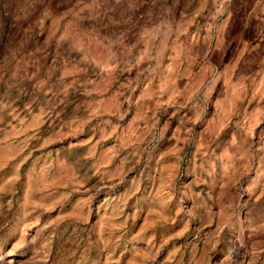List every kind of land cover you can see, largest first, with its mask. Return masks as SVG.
Wrapping results in <instances>:
<instances>
[{
  "label": "rangeland",
  "instance_id": "rangeland-1",
  "mask_svg": "<svg viewBox=\"0 0 264 264\" xmlns=\"http://www.w3.org/2000/svg\"><path fill=\"white\" fill-rule=\"evenodd\" d=\"M0 264H264V0H0Z\"/></svg>",
  "mask_w": 264,
  "mask_h": 264
}]
</instances>
